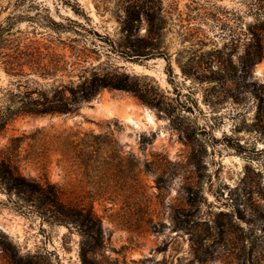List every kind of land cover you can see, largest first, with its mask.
<instances>
[{
  "label": "rangeland",
  "instance_id": "obj_1",
  "mask_svg": "<svg viewBox=\"0 0 264 264\" xmlns=\"http://www.w3.org/2000/svg\"><path fill=\"white\" fill-rule=\"evenodd\" d=\"M129 9L155 13V52L171 71L162 57L112 61L161 95L163 111L104 90L75 115L12 120L0 143L14 165L92 207L101 229L82 239L0 192V264H83L82 247L85 264H264V58L253 64L246 48L264 0H0V24L45 41L57 37L51 21L89 18L113 40L145 37L143 18L123 30ZM15 81L0 67V102ZM129 103L138 126L123 119ZM85 134L97 148L82 147Z\"/></svg>",
  "mask_w": 264,
  "mask_h": 264
},
{
  "label": "trees",
  "instance_id": "obj_2",
  "mask_svg": "<svg viewBox=\"0 0 264 264\" xmlns=\"http://www.w3.org/2000/svg\"><path fill=\"white\" fill-rule=\"evenodd\" d=\"M126 13L130 19L122 22L123 30L129 31L133 22L139 24L143 18L148 26L145 37L113 40L99 34L89 18L84 22L74 19L51 21L49 28L57 37L45 41L18 37L12 32V26L0 24V67L8 77L16 80L17 88L15 94L4 95L0 102V137L16 117L75 115L82 104L91 102L104 90L130 93L162 112L161 95L141 84L139 76L126 72L112 61L118 59L141 65L144 61L162 57L171 71L168 56L155 52L157 46L153 40L157 39L155 36L161 29L155 24V13L135 9ZM254 15L256 22L246 30V48L252 50L253 64H258L264 58V10H256ZM62 33H74L80 38L64 40L60 37ZM89 35L92 37H87ZM92 54L97 57L104 54L107 61L94 65ZM89 137L98 140L92 134H85L80 140L82 147L91 151L97 147L95 140L90 144ZM17 140L21 141L15 138L11 142ZM8 152L9 148L0 143V192L8 195L14 210L25 215L34 214L48 224L75 228L82 239L97 240L94 235L100 234L101 225L92 207L86 209L65 202L55 184L23 175ZM11 196L15 198L13 201ZM83 250L82 247L85 264L89 250Z\"/></svg>",
  "mask_w": 264,
  "mask_h": 264
},
{
  "label": "bare ground",
  "instance_id": "obj_3",
  "mask_svg": "<svg viewBox=\"0 0 264 264\" xmlns=\"http://www.w3.org/2000/svg\"><path fill=\"white\" fill-rule=\"evenodd\" d=\"M136 67H137V66H136ZM134 107H135V105L132 104V103H129V104L126 105V110H127V111H126L125 115H123V119H124L126 122H129V123H132V124L138 126V124H139L140 121H135V120L133 119L131 113L129 112V110H130L131 108H134ZM142 112H143V116H144V120H145V122L148 123V124H153V123H154V118H153L152 114L149 113V111H148L147 109H143Z\"/></svg>",
  "mask_w": 264,
  "mask_h": 264
}]
</instances>
